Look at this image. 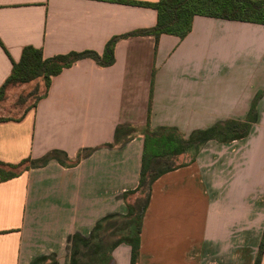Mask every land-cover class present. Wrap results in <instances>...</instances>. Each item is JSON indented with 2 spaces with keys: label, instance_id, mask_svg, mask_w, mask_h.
Returning <instances> with one entry per match:
<instances>
[{
  "label": "crops",
  "instance_id": "crops-1",
  "mask_svg": "<svg viewBox=\"0 0 264 264\" xmlns=\"http://www.w3.org/2000/svg\"><path fill=\"white\" fill-rule=\"evenodd\" d=\"M156 23L155 8L119 0H0V87L27 45L46 57L102 54L112 37ZM258 91L248 136L210 140L195 161L154 181L138 262L255 264L264 232V24L204 15L194 17L183 39L119 40L110 66L79 60L53 77L47 95L21 119L0 120L5 163L54 149L74 160L96 148L71 167L51 160L0 178V264L54 254L68 264L70 234H88L103 216L126 212L123 194L138 185L144 136L106 146L118 125L173 126L187 136L245 118ZM112 256L111 264H130L131 247L120 244Z\"/></svg>",
  "mask_w": 264,
  "mask_h": 264
},
{
  "label": "trees",
  "instance_id": "trees-1",
  "mask_svg": "<svg viewBox=\"0 0 264 264\" xmlns=\"http://www.w3.org/2000/svg\"><path fill=\"white\" fill-rule=\"evenodd\" d=\"M119 1L155 8L157 10L156 25L149 29L112 37L102 54L94 50H84L46 57L41 48L27 45L23 48L20 60L13 62L10 75L0 87V101L6 99L7 90L37 81L31 91L22 94L18 99V103H24L38 92L40 84H44V92L38 95L29 107L32 108L47 95L53 77L79 60L90 58L100 66H110L115 62L117 42L131 36L152 35L157 40L162 34H173L183 39L192 30L196 15L264 24V0ZM262 94L263 91H258L254 96L245 118L220 120L207 128L193 130L187 136L173 126L151 127L148 123L142 129H138L130 124L118 125L113 142L107 143L106 146L124 145L139 133L144 136L138 185L135 189L123 194L127 206L125 213L107 214L95 223L88 234L76 232L68 236V264H111L113 250L123 243L131 247L130 264H138L143 221L150 203L154 181L167 172L195 161L204 144L210 140L230 142L248 136L253 123L258 119L257 106ZM150 113L151 101L148 115ZM11 119L13 118L0 117V120ZM95 150V147L84 148L78 152L74 160L69 159L64 151L54 149L40 158L26 157L18 163L0 161V178L2 180L13 178L23 170L45 166L51 160L71 167L78 164L81 159L90 156ZM182 154L189 156L188 161L177 163ZM263 252L264 232L255 264L261 263ZM31 264H58V260L55 254L40 255L34 258Z\"/></svg>",
  "mask_w": 264,
  "mask_h": 264
},
{
  "label": "rangeland",
  "instance_id": "rangeland-1",
  "mask_svg": "<svg viewBox=\"0 0 264 264\" xmlns=\"http://www.w3.org/2000/svg\"><path fill=\"white\" fill-rule=\"evenodd\" d=\"M34 87V84L30 83L7 90L6 99L0 101V117L13 119L21 117L26 112V110L32 106L38 95H41L44 92V84H40L39 90L36 94L29 97L24 103H18L19 97L22 94H27ZM186 158V160H180V158H178L177 163L188 161L189 156L187 155Z\"/></svg>",
  "mask_w": 264,
  "mask_h": 264
}]
</instances>
